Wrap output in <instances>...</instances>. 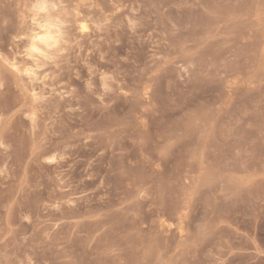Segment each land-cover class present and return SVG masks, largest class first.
Returning a JSON list of instances; mask_svg holds the SVG:
<instances>
[{
  "label": "rangeland",
  "instance_id": "374dc122",
  "mask_svg": "<svg viewBox=\"0 0 264 264\" xmlns=\"http://www.w3.org/2000/svg\"><path fill=\"white\" fill-rule=\"evenodd\" d=\"M0 264H264V0H0Z\"/></svg>",
  "mask_w": 264,
  "mask_h": 264
},
{
  "label": "bare ground",
  "instance_id": "6f19581e",
  "mask_svg": "<svg viewBox=\"0 0 264 264\" xmlns=\"http://www.w3.org/2000/svg\"><path fill=\"white\" fill-rule=\"evenodd\" d=\"M49 33H50V34H49ZM50 35H53V34H51V31H50V32H46V37H50ZM44 36H45V35H44ZM44 36H43V38L41 37L42 39H44V40L41 39V41H43V42L46 44V43H48V38L46 39V37L44 38ZM51 38H52V37H51ZM51 38H50V39H51ZM45 39H46V40H45ZM51 42H52V41H51ZM49 45H50V41H49Z\"/></svg>",
  "mask_w": 264,
  "mask_h": 264
}]
</instances>
